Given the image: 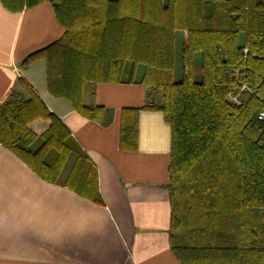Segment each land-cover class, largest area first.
<instances>
[{"label":"trees","instance_id":"1","mask_svg":"<svg viewBox=\"0 0 264 264\" xmlns=\"http://www.w3.org/2000/svg\"><path fill=\"white\" fill-rule=\"evenodd\" d=\"M1 2L11 12L51 4L63 34L20 65L43 59L49 95L83 118L103 124L102 108L83 101L86 87L145 88L142 106L121 112L120 150H135L139 111L163 114L168 246L179 264H264V0ZM0 145L44 182L101 202L87 156L22 78L0 102Z\"/></svg>","mask_w":264,"mask_h":264},{"label":"crops","instance_id":"2","mask_svg":"<svg viewBox=\"0 0 264 264\" xmlns=\"http://www.w3.org/2000/svg\"><path fill=\"white\" fill-rule=\"evenodd\" d=\"M62 34L51 4L11 12L0 0V102L24 79L94 167L101 202L44 182L0 145V264H179L167 233L170 125L159 111H139L135 150L125 152L121 112L142 106L143 86L85 88L83 101L102 108L103 124L50 96L45 61L20 64Z\"/></svg>","mask_w":264,"mask_h":264},{"label":"rangeland","instance_id":"3","mask_svg":"<svg viewBox=\"0 0 264 264\" xmlns=\"http://www.w3.org/2000/svg\"><path fill=\"white\" fill-rule=\"evenodd\" d=\"M180 47H181V33L179 31L175 32V43H174V72L175 78L178 79L180 75ZM193 71L195 77H199V55L195 54L193 56ZM87 88V87H86ZM88 89V88H87Z\"/></svg>","mask_w":264,"mask_h":264},{"label":"built area","instance_id":"4","mask_svg":"<svg viewBox=\"0 0 264 264\" xmlns=\"http://www.w3.org/2000/svg\"><path fill=\"white\" fill-rule=\"evenodd\" d=\"M244 91H246V86L245 85H241L240 86V92H244ZM228 100L231 102V103H233V104H235V105H239L241 102H240V100H239V95H228ZM263 106H264V98H263ZM257 119L259 120V121H264V109H263V111H261L259 114H258V116H257Z\"/></svg>","mask_w":264,"mask_h":264}]
</instances>
